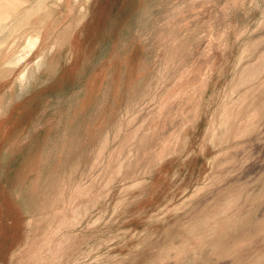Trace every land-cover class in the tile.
<instances>
[{
	"label": "rangeland",
	"instance_id": "obj_1",
	"mask_svg": "<svg viewBox=\"0 0 264 264\" xmlns=\"http://www.w3.org/2000/svg\"><path fill=\"white\" fill-rule=\"evenodd\" d=\"M0 119V264H264V0H0Z\"/></svg>",
	"mask_w": 264,
	"mask_h": 264
},
{
	"label": "crops",
	"instance_id": "obj_2",
	"mask_svg": "<svg viewBox=\"0 0 264 264\" xmlns=\"http://www.w3.org/2000/svg\"><path fill=\"white\" fill-rule=\"evenodd\" d=\"M73 38H74V32L73 33H71V37L69 38V41H68V43L66 44V46H68L69 45V48H71L72 47V45H73ZM30 73V72H29ZM29 77V76H28ZM56 77V76H55ZM34 83H37V81L36 80H33V78L30 80V81H28V86H24V84L23 85H21V86H18V90L19 91H21V92H25V93H23V95H27V94H31L32 92L31 91H34L36 88L35 87H33L32 86V84H34ZM30 92V93H29ZM21 99H23L22 98V96L18 99V102H20L21 101ZM14 105L13 104H11V106H9L8 107V110H4L3 111V113H4V117L6 118V117H9V115L10 114H12V111H13V109H14ZM39 110V109H38ZM24 111H25V109H24ZM23 113L24 112H21L20 114H22L23 115ZM35 113H37V112H35ZM39 113V112H38ZM1 120V119H0ZM3 125V124H2ZM3 135H5V131L3 132Z\"/></svg>",
	"mask_w": 264,
	"mask_h": 264
},
{
	"label": "bare ground",
	"instance_id": "obj_3",
	"mask_svg": "<svg viewBox=\"0 0 264 264\" xmlns=\"http://www.w3.org/2000/svg\"><path fill=\"white\" fill-rule=\"evenodd\" d=\"M14 9L17 10V7H14ZM6 18H7V17H6ZM8 18H9V17H8ZM23 76L25 77V75H23ZM132 123H133V122H132ZM130 124H131V123H130ZM139 129H140V128H139ZM72 218H73V216H72ZM75 219H76V218H75ZM62 223H63V222H62ZM65 223H66V222H65ZM45 239H46V238H45ZM40 241H41V240H40ZM47 241H48V240H47ZM47 241H46V242H47ZM35 243H36V242H35ZM42 243H43V242H42ZM33 246H34V245H33ZM41 247H42V246H41ZM32 248H33V247H32ZM38 248H39V247H38ZM56 248H57V247H56ZM57 250H58V248H57ZM40 252H41V251H40ZM40 252H39V253H40ZM34 253H35V252H34ZM40 254H41V253H40ZM33 255H34V254H33ZM38 255H39V254H38ZM39 256H40V255H39ZM40 259H41V258H40ZM37 261H39V259H38Z\"/></svg>",
	"mask_w": 264,
	"mask_h": 264
}]
</instances>
